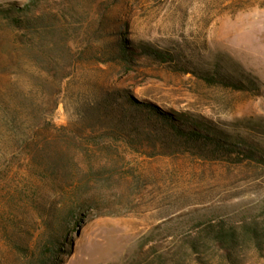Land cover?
Here are the masks:
<instances>
[{
  "label": "rangeland",
  "instance_id": "rangeland-1",
  "mask_svg": "<svg viewBox=\"0 0 264 264\" xmlns=\"http://www.w3.org/2000/svg\"><path fill=\"white\" fill-rule=\"evenodd\" d=\"M0 264H264V0H0Z\"/></svg>",
  "mask_w": 264,
  "mask_h": 264
},
{
  "label": "trees",
  "instance_id": "trees-1",
  "mask_svg": "<svg viewBox=\"0 0 264 264\" xmlns=\"http://www.w3.org/2000/svg\"><path fill=\"white\" fill-rule=\"evenodd\" d=\"M176 134H177V136H179L183 139H188V140H193V139L209 140L208 139L209 137L207 135H204L201 132H199L198 130L192 129V128H189V129L176 128ZM74 212H75V209L70 208L66 213H63L62 218L64 219V218L69 217V216H74Z\"/></svg>",
  "mask_w": 264,
  "mask_h": 264
}]
</instances>
